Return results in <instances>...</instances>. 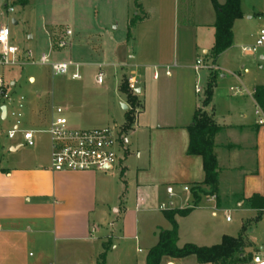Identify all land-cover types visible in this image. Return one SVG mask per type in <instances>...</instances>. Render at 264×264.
<instances>
[{
	"label": "crops",
	"instance_id": "1",
	"mask_svg": "<svg viewBox=\"0 0 264 264\" xmlns=\"http://www.w3.org/2000/svg\"><path fill=\"white\" fill-rule=\"evenodd\" d=\"M6 1L0 0V28L5 26L2 8ZM216 1L220 6L226 2ZM86 8L111 18L121 14L126 16L127 24L131 14L136 12L140 16L132 27L134 35L128 39L134 44L132 50L138 54L144 73L143 86L134 87L141 109L136 111L128 134L136 140V155L133 156L125 137L124 164L118 168L119 182L114 187L107 176H114L115 168L109 173L53 172L50 143L39 144L37 137L47 134L44 125L49 126L52 110L49 115L40 114L36 121L33 101L29 100L24 109L29 127L24 130L35 132L36 145L27 148L20 137L10 147L9 157L5 159L2 154L0 159V169L4 170L0 172V264H97L102 245L107 242L112 246L106 264H146L160 232L172 229L165 213L193 205L192 194L184 192L183 187L203 185L201 157L187 154L188 127L198 110L207 113L220 128L214 137L218 192L202 197L188 215L175 217L177 245L212 247L220 244L224 236L237 238L243 234L244 255L250 258L246 264H252L253 256L264 246L253 232L263 222L264 214L253 208L251 202L254 196L264 198V126L258 124L264 114L254 98L256 89L264 87V65H260L259 74L253 75L245 66L242 72H233L236 87L244 90L242 94L234 95V87H230V93L220 91L218 76L226 78L223 72H229L222 58L234 42L214 65L208 61L217 19L211 0H204L200 11L197 0H64V14L74 25L72 33H92L90 37L101 44L103 31L91 26L78 27L83 20L76 18L82 17ZM243 19L244 15L234 26ZM61 28L58 23L50 24L48 34L53 43ZM259 50L260 61L264 62V47ZM198 60L210 67L204 77V92L200 94L195 88L206 68L196 70ZM129 67L121 68L130 76L135 75L134 71L129 73ZM212 69L217 72L215 87L211 102L205 106ZM150 70L154 71L152 79H148ZM155 73L159 74L157 79ZM28 79L35 82L34 77ZM125 98L127 111H133ZM2 108L0 117L6 120ZM169 187L174 188L173 196L167 192ZM109 188H121V193L116 191L114 203ZM233 198L241 214L233 229L236 233L230 228L233 219L221 220L223 214L230 213L226 207ZM166 203L168 209L161 210L160 206ZM250 212L253 216L247 217ZM29 248H34L36 254L27 255ZM161 264L200 263L190 256L164 257Z\"/></svg>",
	"mask_w": 264,
	"mask_h": 264
},
{
	"label": "rangeland",
	"instance_id": "2",
	"mask_svg": "<svg viewBox=\"0 0 264 264\" xmlns=\"http://www.w3.org/2000/svg\"><path fill=\"white\" fill-rule=\"evenodd\" d=\"M203 1L197 0L199 11L203 8ZM5 6H7V10H5ZM10 8H13L14 11L10 12ZM63 9L64 0H33L25 7L20 6L16 0H8L2 8L3 25L10 29L12 43L20 50L32 52L35 61H38L43 54H48L52 63L73 62L79 64L81 66V80H72V71L67 76H61L53 74L49 66L25 65L26 60L24 58L18 66L0 68V74L5 78L6 84L16 83L15 86L9 87L14 99L17 100L20 96H24L26 103L29 100L33 101L32 112L36 121L39 120L40 114L47 113L49 115L54 107H61L65 110V117L72 129L116 128L121 138L129 139V148L135 156L137 143L132 136L128 135L131 129L124 130L128 111L123 109L126 98L119 90L124 79H127L130 85L132 76L136 78L138 88L143 86L144 73L140 64L141 61L136 57L138 54L136 55L132 50L134 44L128 42L129 37L134 35L132 28H130L129 23L127 24L126 16L118 14L116 18L112 17L114 20L112 21V18L103 12L96 14L95 10L86 8L83 10V16L76 18L83 20L81 24H78V27L87 28L91 26L101 32L103 31L101 44L92 36L90 37L92 33H74L68 38L70 46L58 49L55 47L57 39L64 35L68 27H71L70 30H72L74 26L72 19L66 16V12L64 14L65 9ZM241 10L244 19L236 22L234 26V47L228 55L222 58V64L227 66L229 72H223L226 78H221L220 75L217 80L220 91L225 94L230 93V87L236 88L237 80L233 72L238 74L237 72H242V67L245 66L253 72V75L254 73L259 74L260 65H264V62L260 61L261 52L259 48L254 55L245 54L243 51L244 48H254L260 31L264 29V0H241ZM135 16L136 12L131 14L129 19ZM53 22L62 27L59 32L60 35L56 38V43H53L48 34V28ZM122 66H131L128 71L129 73L134 71L135 75L130 76L125 73L121 68ZM101 71L104 74V82L100 85L96 81V76ZM212 71L216 72L214 69ZM153 72L150 70L148 79H152ZM207 72L208 70L205 69L200 78L199 85L202 88L205 85L204 77ZM28 77H34L35 82H31ZM130 88L133 91L131 85ZM205 97L206 95H204ZM132 108L131 118L135 122L136 111L141 109L140 101ZM8 111L9 116L6 120H2L0 117V159L2 154L5 155V159L9 157L10 147L20 138V135L14 140L8 137V132L16 124L15 117L11 116L12 107H9ZM22 111L24 115V109ZM20 121L21 129L29 127L25 116L20 118ZM48 127L44 125L45 130H48ZM37 137L39 144L49 145L50 140L47 134H39ZM117 154L119 161L115 165L116 173L114 176H107L108 180L112 182V187H114L115 182H119L118 168L124 164L125 159L122 149H117ZM201 188L206 187L201 186ZM109 189L112 192L113 201H111L114 203L116 191L121 193V188ZM229 201L230 204L226 208L230 210V213L223 214L221 220H225L227 217L233 219L230 228L232 233H236L233 229L240 222L241 214L235 199ZM246 216L252 217L253 214L250 212ZM258 216H260L259 213ZM253 232L264 243V219L262 223L255 226ZM114 245H116L115 242ZM29 253L35 255L36 250L29 248L27 255Z\"/></svg>",
	"mask_w": 264,
	"mask_h": 264
},
{
	"label": "built area",
	"instance_id": "3",
	"mask_svg": "<svg viewBox=\"0 0 264 264\" xmlns=\"http://www.w3.org/2000/svg\"><path fill=\"white\" fill-rule=\"evenodd\" d=\"M13 12V8L9 9ZM72 31L67 30L65 35L60 38L55 47L63 49L70 46L68 38L72 36ZM264 46V29L259 33L258 40L253 49L244 48L246 53H255L257 48ZM24 58L26 61L24 64L49 66L52 73L61 76H67L71 71L72 80H81L80 73L81 66L73 62L69 63H52L48 54H43L38 61H35L32 52L20 50L11 41V32L7 26L0 28V68L3 67H15L21 64V60ZM210 69L209 66H205L202 60L196 62V70L200 68ZM159 77L158 73H155V78ZM98 84H103L104 74L99 72L96 76ZM137 81L134 78L130 79V85L134 90ZM12 84H6L5 78L0 74V113L1 107H6V118L9 116V107H12L11 116L15 117L16 124L13 129L8 132V137L11 140L16 139L20 135L24 141L26 147L32 148L36 145L35 132L31 130L21 129V121L23 115V109L26 106V100L24 96H20L17 100L14 99L12 93L9 91V87ZM196 93L200 94L204 92V89L197 85ZM231 92L234 95L242 94L244 90L241 87L231 88ZM258 124L264 126V116L260 118ZM50 140L51 149V163L50 167L53 172H102L109 173L113 171L115 165L118 163L119 158L117 149L125 150V138H121L116 128H93V129H72L69 126L68 120L65 117V110L61 107L52 109V117L46 131ZM191 187H183V191L191 193ZM167 192L170 196L174 195V188L169 187ZM161 210H167L168 206L162 204ZM264 214V210H263ZM227 221H231L230 217H227ZM252 264H264V246L253 256Z\"/></svg>",
	"mask_w": 264,
	"mask_h": 264
},
{
	"label": "trees",
	"instance_id": "4",
	"mask_svg": "<svg viewBox=\"0 0 264 264\" xmlns=\"http://www.w3.org/2000/svg\"><path fill=\"white\" fill-rule=\"evenodd\" d=\"M31 0H16V2L25 7ZM216 10L217 19L215 23V42L208 61L213 65L217 59L228 49L233 46L234 34L233 26L235 21L243 18L241 10V0H226L223 6L218 5L216 0H211ZM140 20V16L136 15L129 22L130 28ZM210 81L208 83L204 105L207 106L212 99L213 89L215 87V72L211 71ZM121 94L127 97L131 106L135 107L138 99L130 88L129 81L124 79L120 86ZM255 101L264 114V87H258L255 92ZM131 112L128 111L125 118L124 130L132 129L134 120L131 118ZM220 128L214 120L203 110L195 113L193 123L188 127L189 146L187 154L190 156L201 157L204 171V182L201 186H193L191 194L193 196V205L184 210H170L165 213L166 219L171 223V230H163L159 234V241L147 255L146 264H161L164 257L172 259H184L190 256L196 257L200 264H246L250 258L245 254V240L243 234L237 238L224 236L220 244L212 247H199L194 244H186L179 248L178 243V225L175 220L177 215L186 216L193 211L201 201L202 197H212L218 192L219 185V168L214 153V137ZM0 172L4 170L0 169ZM252 207L260 213L264 210V198L254 196L252 198ZM111 242L102 245V252L98 257L97 264H106L108 253L111 250ZM244 255V256H242Z\"/></svg>",
	"mask_w": 264,
	"mask_h": 264
},
{
	"label": "water",
	"instance_id": "5",
	"mask_svg": "<svg viewBox=\"0 0 264 264\" xmlns=\"http://www.w3.org/2000/svg\"><path fill=\"white\" fill-rule=\"evenodd\" d=\"M123 109L125 111H127L128 110V107L126 105H123ZM2 114H3V118H4L6 116V107H3L2 108Z\"/></svg>",
	"mask_w": 264,
	"mask_h": 264
}]
</instances>
